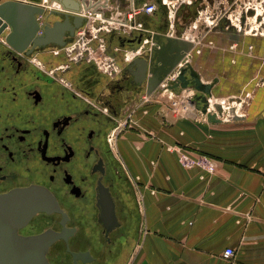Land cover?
<instances>
[{
    "label": "crops",
    "instance_id": "1",
    "mask_svg": "<svg viewBox=\"0 0 264 264\" xmlns=\"http://www.w3.org/2000/svg\"><path fill=\"white\" fill-rule=\"evenodd\" d=\"M15 1L38 5L42 0ZM161 1H133L134 8L156 6L153 14L134 17L147 33L168 32ZM109 2L106 15L131 11L129 0ZM191 2L201 9L180 5L174 33L193 42L191 66L204 83L216 78L214 88L223 95L237 93L251 80V102L246 116L218 123L208 122L185 99L169 106L167 115L165 107L159 115L144 109L147 114L136 118L141 133L121 130L112 141L139 212L138 238L122 264H264V36L229 24L237 0ZM56 10L67 13L61 5ZM201 14L216 26L198 25ZM118 38L107 36V46H119ZM248 44L252 48L246 50ZM226 249L233 257H224Z\"/></svg>",
    "mask_w": 264,
    "mask_h": 264
},
{
    "label": "flooded vegetation",
    "instance_id": "2",
    "mask_svg": "<svg viewBox=\"0 0 264 264\" xmlns=\"http://www.w3.org/2000/svg\"><path fill=\"white\" fill-rule=\"evenodd\" d=\"M7 35L0 33V195L43 188L64 213L36 214L18 234L63 232L48 249L52 264H122L138 238L139 212L108 137L147 82L127 65L111 79L57 47L18 51ZM104 190L117 223L110 230L100 222ZM78 253L91 262L74 263Z\"/></svg>",
    "mask_w": 264,
    "mask_h": 264
},
{
    "label": "water",
    "instance_id": "3",
    "mask_svg": "<svg viewBox=\"0 0 264 264\" xmlns=\"http://www.w3.org/2000/svg\"><path fill=\"white\" fill-rule=\"evenodd\" d=\"M57 1L67 13L57 10L46 11L39 6L15 0L0 1V33L4 30L8 32L7 44L22 51L28 47L63 48L71 43L75 32L85 23L81 13L89 11L92 6L88 4V0ZM39 16L44 21L42 27L37 20ZM115 35L119 36L117 47L120 49H136L144 39L152 43L148 54L127 64L131 68V73L140 77V84L147 82V95L160 86L184 56L194 49L192 41L178 36L147 32L138 33L136 36L135 32H131L126 36L111 32L108 35L109 40H113ZM110 49L111 46L108 47V50ZM216 84V78L204 83L199 73L187 63L180 68L173 81L167 82L166 89L178 95L182 91H191L188 104L193 105L208 122L218 123L220 119L217 117L222 116L221 106L213 104L215 112H207ZM100 196L102 202L100 222L110 230L109 226L117 225L114 205L106 190L101 191ZM39 213L64 214L53 195L43 188L17 189L0 195V264H52L46 257L48 249L56 240L65 238L63 232L47 230L42 234L28 237L18 234V230ZM72 257L74 263L77 260L83 263L91 262L88 253L72 254Z\"/></svg>",
    "mask_w": 264,
    "mask_h": 264
},
{
    "label": "built area",
    "instance_id": "4",
    "mask_svg": "<svg viewBox=\"0 0 264 264\" xmlns=\"http://www.w3.org/2000/svg\"><path fill=\"white\" fill-rule=\"evenodd\" d=\"M129 1L131 2L132 6L131 11L125 16H122V13L120 12L114 15H106V11L110 9L109 0H99L94 4L91 2V9L89 11H83L81 13V16L85 18V23L80 29L75 32L72 42L68 43L61 49L56 48L54 50V53L63 52L69 59L74 60L84 58L87 62L93 63L99 71L103 72L111 79L114 78L119 73L120 69L117 58H121L122 63L127 65L131 63L135 58H139L144 56L145 54H148L150 51V46L152 44L150 41L144 39L141 45H139L136 49L129 50L113 47L108 50L106 38L111 32H116L120 35H128L131 32L146 33L142 23L136 22L134 17L139 14L151 15L156 10L155 4L146 3L139 8H134V0ZM183 3L191 4L192 2L191 0L161 1V4L166 8L167 11V36H175L174 33L176 12L180 5H182ZM36 6H39L46 11L56 10V8H60V5H58V3L50 2L49 0H42L41 3ZM37 20L39 26L42 27L44 24L43 18L39 16ZM227 21H229L230 25L233 24H231V19ZM204 23L208 28L216 26V23H214L212 20H209V18L205 14ZM192 27L193 29L197 28V26L194 24ZM178 37L184 40H188V38H183L182 35ZM195 53H199V51H195ZM191 59L192 53L189 52L167 75V78L161 84V88L166 89L167 82L173 81L178 75L180 68L182 66H185V64L190 63ZM191 95L192 93H187L185 95L184 99L186 100V102ZM213 104H219L221 106L222 116L223 113L226 114L223 102L213 103L212 99L209 100V107L207 109V112H215ZM233 116L232 114L230 116H227L226 114V117H222V120H232ZM233 255L234 253L231 249H226L224 251L225 258H231L233 257Z\"/></svg>",
    "mask_w": 264,
    "mask_h": 264
},
{
    "label": "rangeland",
    "instance_id": "5",
    "mask_svg": "<svg viewBox=\"0 0 264 264\" xmlns=\"http://www.w3.org/2000/svg\"><path fill=\"white\" fill-rule=\"evenodd\" d=\"M237 1L239 2L238 8L236 7L234 9V14L231 16V20L233 21L237 30L241 31L242 33L244 32L256 36L258 35L264 36V0H237ZM197 19H199L198 25H200L201 24L200 22L204 21V14H201L200 16L197 15ZM196 31L198 33V36L203 35V32H201L203 31V29L201 30L199 27H197L194 30V32ZM251 48L252 46L248 44L246 50L247 49L249 50ZM244 54L246 55V53ZM41 60L43 62L50 61L52 60V57L42 56ZM117 62L119 67L121 66L123 67L125 65L122 63L121 58H119ZM192 62L190 64H192ZM261 84L262 83L259 82L255 85V87H259V85ZM161 86L162 85L152 90L149 95H147V91H146L147 89L144 88L143 93L135 97L123 110L122 116L117 120L114 129H112L108 137V146L110 147L113 155H114L113 152L114 149L112 147L113 146L112 141H114L115 138L117 139L119 137V134H121L120 133L121 130L122 133L125 131H134L137 133H141V130L143 128H141L136 118L140 116V113H142V115L147 114V111H145L144 109H148L153 113L157 112L158 114L159 110L165 107L164 114L167 115L169 106H174V104H178L180 101L184 100L183 96L185 97L187 93H192L191 91H182L178 95L167 89L161 88ZM213 97L212 100L214 99L216 101L223 102V106L225 107L227 116H230L231 114L232 116L234 115V118L236 116L237 117L238 116L242 117L244 115L246 116L252 98L251 80H249L248 83L245 86H243L241 89H239L237 93L223 95L221 94V92L215 89L213 93ZM186 103L188 104V102ZM223 115H225V113H223ZM148 135L149 137H152V133ZM124 176H126V174ZM134 202L136 205V201Z\"/></svg>",
    "mask_w": 264,
    "mask_h": 264
},
{
    "label": "trees",
    "instance_id": "6",
    "mask_svg": "<svg viewBox=\"0 0 264 264\" xmlns=\"http://www.w3.org/2000/svg\"><path fill=\"white\" fill-rule=\"evenodd\" d=\"M192 5L190 6V7H193L194 5L196 6V11H198V10H200L201 8H200V6H198L197 4V2L196 3H191ZM192 11H193V8H192ZM189 16H186V18H188ZM185 18V19H186ZM192 19H194L193 17H191ZM182 20V19H181ZM184 21V20H183ZM189 21H191V19L189 20Z\"/></svg>",
    "mask_w": 264,
    "mask_h": 264
},
{
    "label": "bare ground",
    "instance_id": "7",
    "mask_svg": "<svg viewBox=\"0 0 264 264\" xmlns=\"http://www.w3.org/2000/svg\"><path fill=\"white\" fill-rule=\"evenodd\" d=\"M61 49V48H60ZM213 103H220L219 101L212 100ZM233 102V101H232ZM218 119H222V116H218ZM221 121V120H220Z\"/></svg>",
    "mask_w": 264,
    "mask_h": 264
}]
</instances>
